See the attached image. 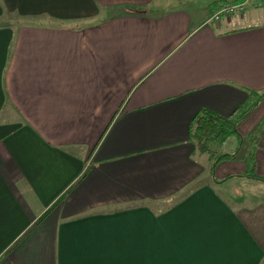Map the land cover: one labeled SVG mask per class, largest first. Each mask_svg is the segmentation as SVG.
Masks as SVG:
<instances>
[{"label":"crops","instance_id":"crops-1","mask_svg":"<svg viewBox=\"0 0 264 264\" xmlns=\"http://www.w3.org/2000/svg\"><path fill=\"white\" fill-rule=\"evenodd\" d=\"M170 4L0 0V264L264 261V97L192 137L264 94V23Z\"/></svg>","mask_w":264,"mask_h":264},{"label":"trees","instance_id":"trees-1","mask_svg":"<svg viewBox=\"0 0 264 264\" xmlns=\"http://www.w3.org/2000/svg\"><path fill=\"white\" fill-rule=\"evenodd\" d=\"M221 3L215 1L213 8ZM133 10L136 11L135 9ZM253 97L257 99L253 100ZM263 97L264 94L251 92L249 100L245 101L228 117H224L211 110H203L198 113L194 119L192 129V137L195 144L200 150L209 153L215 162L233 157L235 153H222L216 147L224 145L231 136L236 138L238 145L241 143L242 135L237 128L238 122Z\"/></svg>","mask_w":264,"mask_h":264},{"label":"rangeland","instance_id":"rangeland-1","mask_svg":"<svg viewBox=\"0 0 264 264\" xmlns=\"http://www.w3.org/2000/svg\"><path fill=\"white\" fill-rule=\"evenodd\" d=\"M215 1L221 2V0H171L169 9L185 8L189 10L194 17H196L197 14L200 15L201 13L206 12V9L209 8L210 5H213ZM248 3L249 4L244 12L236 13L230 16H234L238 19L242 15L245 17L242 20V23H264V0H249ZM224 18L225 17H222V19L217 21H210V25L217 27V23L221 22ZM252 99L254 100L257 98L253 97ZM217 148L219 149V147H216V149ZM243 151L244 148L241 152ZM262 264H264V261Z\"/></svg>","mask_w":264,"mask_h":264},{"label":"built area","instance_id":"built-area-1","mask_svg":"<svg viewBox=\"0 0 264 264\" xmlns=\"http://www.w3.org/2000/svg\"><path fill=\"white\" fill-rule=\"evenodd\" d=\"M248 1L249 0L222 2L220 5L213 8L210 21H217L222 19V17L244 12L249 4Z\"/></svg>","mask_w":264,"mask_h":264}]
</instances>
